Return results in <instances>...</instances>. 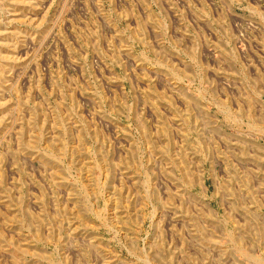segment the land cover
Wrapping results in <instances>:
<instances>
[{"label":"rangeland","instance_id":"1","mask_svg":"<svg viewBox=\"0 0 264 264\" xmlns=\"http://www.w3.org/2000/svg\"><path fill=\"white\" fill-rule=\"evenodd\" d=\"M0 264H264V0H0Z\"/></svg>","mask_w":264,"mask_h":264}]
</instances>
